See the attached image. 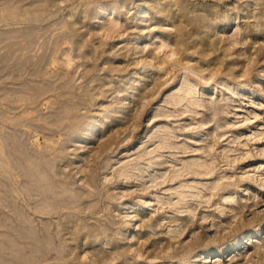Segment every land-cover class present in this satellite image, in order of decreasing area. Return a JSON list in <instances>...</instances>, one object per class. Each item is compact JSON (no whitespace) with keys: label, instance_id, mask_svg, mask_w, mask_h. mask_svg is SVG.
<instances>
[{"label":"rangeland","instance_id":"1","mask_svg":"<svg viewBox=\"0 0 264 264\" xmlns=\"http://www.w3.org/2000/svg\"><path fill=\"white\" fill-rule=\"evenodd\" d=\"M0 264H264V0H0Z\"/></svg>","mask_w":264,"mask_h":264},{"label":"bare ground","instance_id":"2","mask_svg":"<svg viewBox=\"0 0 264 264\" xmlns=\"http://www.w3.org/2000/svg\"><path fill=\"white\" fill-rule=\"evenodd\" d=\"M22 151V150H21ZM23 152V151H22ZM26 155H24L23 157H26V156H28V154L27 153H25ZM12 155V154H11ZM10 155V156H11ZM12 159H13V157H12ZM26 159V158H25ZM38 167V166H37ZM33 170V169H32ZM26 171V170H25ZM28 174L27 175H29V173H31L30 172V170L27 172ZM32 173H33V171H32ZM31 173V174H32ZM25 174H26V172H25ZM31 174L29 175V176H31ZM34 174H36L35 172H34ZM38 178H39V176H37ZM52 182V181H51ZM53 183V182H52ZM54 185V184H53ZM52 185V186H53ZM52 186H50V187H52ZM54 187H55V185H54ZM62 193V192H61ZM61 193H58L57 191H53V193H51V197H52V199L54 200V201H56V202H60V201H62V200H64V198L65 197H63L62 195H61ZM24 236H25V234H24ZM27 236V235H26ZM33 237H35V236H33ZM47 241H48V239H46ZM40 247H41V244H40ZM40 247H39V250H40ZM13 249H15V248H13ZM31 249H32V246H31ZM16 250V249H15ZM34 250H35V248H34ZM50 250L52 251V249H51V247H49V248H47V243L45 244V246H44V248L43 249H41L40 251L42 252V254L44 255H42L41 254V257L43 256V257H46L47 256V254H49V252H50ZM59 253H60V251H58ZM22 253V252H21ZM22 255H24V254H22ZM42 257V258H43ZM47 258H49V257H47ZM46 258V259H47ZM45 259V258H44ZM49 261V260H48Z\"/></svg>","mask_w":264,"mask_h":264}]
</instances>
